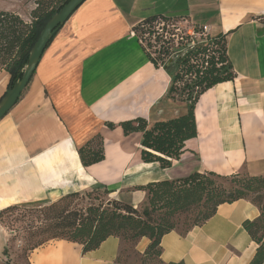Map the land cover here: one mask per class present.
<instances>
[{"label":"crops","instance_id":"obj_1","mask_svg":"<svg viewBox=\"0 0 264 264\" xmlns=\"http://www.w3.org/2000/svg\"><path fill=\"white\" fill-rule=\"evenodd\" d=\"M155 14L186 18L188 34L196 26L225 34L237 74L200 96L198 135L170 168L144 162L142 133L126 135L119 125L138 117L154 123L186 111L185 103L167 98L172 74L151 62L132 33ZM10 81L11 74L1 71L0 100ZM96 136L105 158L85 166L79 148ZM205 170L264 176V0H85L54 35L26 90L0 120V210L98 185L137 207L146 199L137 186ZM259 214L248 199L221 204L186 234H165L161 259L250 264L257 244L244 222ZM148 243L144 237L137 248L144 252ZM120 249L116 236L88 252L77 242L55 239L32 250L28 262L118 264Z\"/></svg>","mask_w":264,"mask_h":264},{"label":"trees","instance_id":"obj_2","mask_svg":"<svg viewBox=\"0 0 264 264\" xmlns=\"http://www.w3.org/2000/svg\"><path fill=\"white\" fill-rule=\"evenodd\" d=\"M68 1L36 0L29 20L17 12L0 10V72L5 70L11 74L9 87L25 68L30 51L48 20ZM185 19L155 14L133 27L135 36L151 62L172 74L167 98L186 104V111L175 117L154 123L138 117L119 124L126 135L142 133V160L157 162L162 168L172 167L174 161L186 151V142L197 137L195 111L200 96L215 85L232 81L237 76L228 57L227 39L223 33L215 36L208 33L198 40L186 34L187 42H178L177 47L174 35L178 23ZM193 40L196 43L191 45ZM181 47L185 48L175 54ZM109 126L115 127L114 124ZM79 154L85 166L102 161L105 158L103 141L99 136L92 138L79 148ZM99 189L104 190L107 199L94 196ZM135 189L146 192L145 201L137 207L110 198L111 191L98 185L69 193L54 201L9 205L0 210V223L13 238H21L29 243V253L55 239L77 242L83 246L84 252H88L97 249L110 236L121 239V248L125 240L133 241L137 246L146 237L149 243L142 254L155 255L163 264H183L165 263L161 259L163 236L173 230L186 234L215 215L219 205L248 199L260 210L256 218L244 222L245 229L257 244L250 264H264L263 175L244 172L222 175L211 170L194 171L174 179L152 181ZM81 197L97 202L72 206L74 200ZM191 212H197L196 222L181 229L178 218ZM3 254L7 257L10 255L8 246L4 248ZM0 264L11 263L9 258L4 260L0 256Z\"/></svg>","mask_w":264,"mask_h":264},{"label":"rangeland","instance_id":"obj_3","mask_svg":"<svg viewBox=\"0 0 264 264\" xmlns=\"http://www.w3.org/2000/svg\"><path fill=\"white\" fill-rule=\"evenodd\" d=\"M36 0H0V10L9 11H21V16L25 20H29L31 17V11L35 7ZM189 23L185 20L178 23L177 28H180L183 32H186L189 28ZM171 29H175L171 27ZM177 33V32H176ZM99 195L102 199H107L108 196L105 194L103 189L95 191V195ZM111 198V196H109ZM253 197V196H252ZM113 198V197H112ZM88 202H97V200H90L88 198L75 199L72 206H82L88 204ZM198 216L197 212H191L187 216L182 215L178 218V226L181 229H186L190 227L194 222H196ZM3 231H0V256L6 260L9 258L11 264H28L29 255V243L27 241L21 240V238H13L9 230L3 226ZM6 236V239H3ZM8 246L10 250V255L7 257L3 254L4 248ZM119 264H163L161 260L155 256H145L139 251L135 242L125 240L121 253L119 256Z\"/></svg>","mask_w":264,"mask_h":264},{"label":"water","instance_id":"obj_4","mask_svg":"<svg viewBox=\"0 0 264 264\" xmlns=\"http://www.w3.org/2000/svg\"><path fill=\"white\" fill-rule=\"evenodd\" d=\"M84 1L85 0H69L60 11L56 12L48 20L30 51L28 62L25 68L19 73L16 82L7 90L5 95L0 100V120L18 102L19 98L26 90L45 49L54 35ZM171 62L172 60H170V63Z\"/></svg>","mask_w":264,"mask_h":264},{"label":"built area","instance_id":"obj_5","mask_svg":"<svg viewBox=\"0 0 264 264\" xmlns=\"http://www.w3.org/2000/svg\"><path fill=\"white\" fill-rule=\"evenodd\" d=\"M197 29H198V31H196V29H194L193 34H190L193 37H196L197 40L200 38V36L201 37H205L209 33L208 26H198ZM176 32L177 33H175L174 38L177 41L176 44H177V47H178V42H187L186 34H188V33L187 32H183L180 28H177ZM132 33H133V35H135L134 32H132ZM195 43H196V40H193L191 42V45H194ZM188 44H190V43H188ZM181 48L184 49L185 47H181ZM181 48L177 49L175 54H178L179 52H181Z\"/></svg>","mask_w":264,"mask_h":264}]
</instances>
